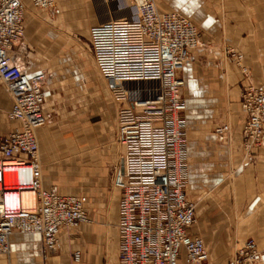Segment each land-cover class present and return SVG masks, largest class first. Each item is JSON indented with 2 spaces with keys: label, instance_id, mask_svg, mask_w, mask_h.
I'll list each match as a JSON object with an SVG mask.
<instances>
[{
  "label": "built area",
  "instance_id": "1",
  "mask_svg": "<svg viewBox=\"0 0 264 264\" xmlns=\"http://www.w3.org/2000/svg\"><path fill=\"white\" fill-rule=\"evenodd\" d=\"M50 10L56 0H30ZM121 16L110 11L90 29L92 54L118 103L117 141L125 146L123 165L114 173L120 202L123 264H207L209 252L191 235L195 202L186 188L189 164L185 84L181 71L195 62L200 30L179 11H160L155 0H127ZM23 0H0V82L12 97L7 117L15 123L0 136V254L10 253L13 232L39 233L44 254L60 248V227L89 221L85 195L45 189L37 130L43 111L47 73L27 74L14 47L24 37ZM248 74L244 55L228 50ZM245 157L264 147V88L250 83L242 91ZM229 126L215 134L223 138ZM123 167V170H122ZM81 251L74 252L80 261ZM230 264H264V245L247 239Z\"/></svg>",
  "mask_w": 264,
  "mask_h": 264
},
{
  "label": "crops",
  "instance_id": "2",
  "mask_svg": "<svg viewBox=\"0 0 264 264\" xmlns=\"http://www.w3.org/2000/svg\"><path fill=\"white\" fill-rule=\"evenodd\" d=\"M155 1L157 7L181 10L191 20L186 12L192 16L199 13L201 20L196 60L183 73L189 153L186 192L195 202L196 216L189 232L203 237L208 264H230L236 249L248 238L264 245V147L253 148L245 157L242 127L246 115L241 107L245 87L254 83L264 88V0ZM23 2L25 35L14 47L17 61L27 74L45 71L48 76L43 105L47 123L37 130L42 184L45 189L56 187L63 195H85L91 221L75 228L61 226L60 249L46 263L39 233L13 232L9 236L10 259L0 256V264H123L119 257L122 189L114 187L110 177L111 165L118 157L113 141L117 139L118 103L104 94V84L96 75L75 67L71 83L77 86L82 78L87 79V89L99 93L100 117L89 134L94 142L107 143L106 147L99 152L81 151L72 132L61 129L70 123L65 120L69 116L65 97L69 87H64L65 69L57 65L54 44L61 40L57 31L69 35L88 30L92 53L90 29L98 18L90 0H56L59 12L55 18L30 0ZM225 43L244 55L248 74L234 57L224 55ZM12 103L9 91L0 85V136L15 125L7 117ZM220 124L229 126L222 139L215 134ZM120 145L122 166L125 146ZM75 251H81L78 262Z\"/></svg>",
  "mask_w": 264,
  "mask_h": 264
},
{
  "label": "rangeland",
  "instance_id": "3",
  "mask_svg": "<svg viewBox=\"0 0 264 264\" xmlns=\"http://www.w3.org/2000/svg\"><path fill=\"white\" fill-rule=\"evenodd\" d=\"M90 3L93 7L92 11L94 10L95 17L98 18V21L105 19L107 17V14H110L109 10H111L112 12H118L121 10V12H123L124 10L122 9H125L128 5L127 0H90ZM158 6H159L158 9L160 11L162 12L167 11L160 4H158ZM58 12H59L58 4L56 3V5L52 9L46 11L45 14L49 15L52 18H55L56 15H58ZM185 14L190 16L191 18L193 17L192 18L193 22L198 26L201 32L202 29L199 27L201 22L200 17L198 16L199 13H196V15L192 16L189 11L186 12ZM62 33L63 32L61 30L57 31V36L60 37L59 39L61 40L59 41V43H56L54 45L57 56V65L59 68L65 69L64 71L65 74L62 77L64 79V87L66 88L69 87L68 89H66L67 95L65 96L67 100L66 112H69L67 113L69 116H67L65 120H67V122L70 121V123L63 125V127L61 126L62 127L61 129L65 132H72L73 138L75 139V143L77 144V147L81 151L85 150L88 152L90 151L99 152L106 147L107 143L101 142L98 139L94 142L93 138H91V134H89V130L94 125L93 123L96 122L100 117L99 115L100 113L99 101L101 100L100 95L98 92L96 93V95H94L93 93H91L90 89H87L88 85L87 87L85 85V83H87V79H85L84 81L82 78V81L80 82L81 84L77 86L74 82L71 83V80H73L71 69L78 67L81 70V72L85 74L89 73L90 75H94V76L96 75L97 81H101L104 84V89L106 92L104 94L110 96L112 95L90 51L89 41H88V30L80 33L73 32L72 34H69L70 37L66 31H64L63 34ZM227 49L228 50L233 49L234 51H237V49H235L233 45L227 43L224 44V55L227 58L230 57L232 58V55L230 53H227ZM193 63L186 65L185 68L192 65ZM185 68L181 71V76L183 77V79H184L183 73ZM68 69L69 72L67 71ZM0 85L5 86L4 83L2 82H0ZM184 86L182 88V93L184 91ZM77 87L78 89L75 90ZM111 134L112 136H115V133H111ZM187 137H188V131H187ZM113 141L118 147L117 150L118 157H117V161L111 165L110 177H111L112 185L116 187L114 185V173L116 167L119 165V158L122 154V146L119 144L116 137L113 138ZM187 146H188V142H187ZM188 157H189V153H188ZM88 216H89V221H91L90 215ZM59 249L47 256L46 254H44L42 249V256L44 262L46 263V261H48V259H50L51 256L57 254ZM0 256L6 258L8 261L10 259V253L0 254Z\"/></svg>",
  "mask_w": 264,
  "mask_h": 264
},
{
  "label": "water",
  "instance_id": "4",
  "mask_svg": "<svg viewBox=\"0 0 264 264\" xmlns=\"http://www.w3.org/2000/svg\"><path fill=\"white\" fill-rule=\"evenodd\" d=\"M122 170H123V167H122Z\"/></svg>",
  "mask_w": 264,
  "mask_h": 264
}]
</instances>
